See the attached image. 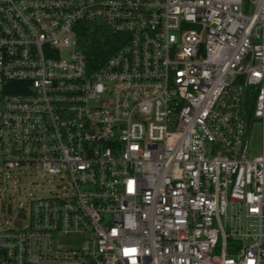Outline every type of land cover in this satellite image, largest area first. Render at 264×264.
<instances>
[{"label":"built area","instance_id":"2783aa9c","mask_svg":"<svg viewBox=\"0 0 264 264\" xmlns=\"http://www.w3.org/2000/svg\"><path fill=\"white\" fill-rule=\"evenodd\" d=\"M94 20L124 36L96 69ZM22 167L65 182L0 264H264V0H0V186Z\"/></svg>","mask_w":264,"mask_h":264},{"label":"rangeland","instance_id":"374dc122","mask_svg":"<svg viewBox=\"0 0 264 264\" xmlns=\"http://www.w3.org/2000/svg\"><path fill=\"white\" fill-rule=\"evenodd\" d=\"M261 130L260 126L250 134V156L260 154ZM65 179L60 175H44L40 169L17 168L11 171L9 178L0 186V229L10 227L5 218L15 213L19 206L39 196H49L59 192Z\"/></svg>","mask_w":264,"mask_h":264},{"label":"trees","instance_id":"16d2710c","mask_svg":"<svg viewBox=\"0 0 264 264\" xmlns=\"http://www.w3.org/2000/svg\"><path fill=\"white\" fill-rule=\"evenodd\" d=\"M77 34L78 48L86 55L92 69L102 66L124 42V36L103 20L82 22Z\"/></svg>","mask_w":264,"mask_h":264}]
</instances>
